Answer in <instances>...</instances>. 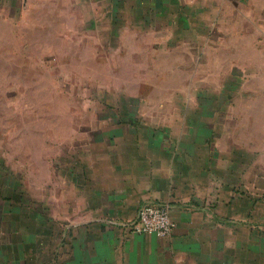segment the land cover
Here are the masks:
<instances>
[{
	"label": "rangeland",
	"instance_id": "374dc122",
	"mask_svg": "<svg viewBox=\"0 0 264 264\" xmlns=\"http://www.w3.org/2000/svg\"><path fill=\"white\" fill-rule=\"evenodd\" d=\"M177 1L0 4L3 193L31 206L100 125H189L257 179L264 211V0Z\"/></svg>",
	"mask_w": 264,
	"mask_h": 264
},
{
	"label": "crops",
	"instance_id": "0c3cea01",
	"mask_svg": "<svg viewBox=\"0 0 264 264\" xmlns=\"http://www.w3.org/2000/svg\"><path fill=\"white\" fill-rule=\"evenodd\" d=\"M19 2L0 0L10 13ZM189 127L100 125L31 189V206L0 190V264H264L257 179ZM146 202L169 207L170 236L132 230Z\"/></svg>",
	"mask_w": 264,
	"mask_h": 264
},
{
	"label": "built area",
	"instance_id": "2783aa9c",
	"mask_svg": "<svg viewBox=\"0 0 264 264\" xmlns=\"http://www.w3.org/2000/svg\"><path fill=\"white\" fill-rule=\"evenodd\" d=\"M175 227L176 222L167 205L146 202L139 207L137 221L132 230L136 233L168 237Z\"/></svg>",
	"mask_w": 264,
	"mask_h": 264
}]
</instances>
